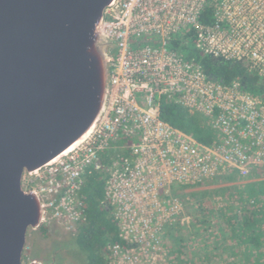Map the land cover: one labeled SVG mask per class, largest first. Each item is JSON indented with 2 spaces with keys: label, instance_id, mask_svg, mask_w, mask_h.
<instances>
[{
  "label": "built area",
  "instance_id": "1",
  "mask_svg": "<svg viewBox=\"0 0 264 264\" xmlns=\"http://www.w3.org/2000/svg\"><path fill=\"white\" fill-rule=\"evenodd\" d=\"M206 7L212 20L202 23ZM189 29L201 54L244 62L264 81V0H116L98 26L112 45L101 117L78 145L21 180L42 205V224L77 231L83 221L81 177L88 167H101L99 153L121 136L137 142L107 168L105 198L127 242L133 232L142 237L152 225L160 229L165 207L168 222L174 221L181 204L165 195L171 186L197 185L228 172L243 177L264 167V100L238 82L225 85L207 77L199 64L168 48ZM163 97L206 118L216 141L200 144L162 121ZM117 249L122 248L113 247L112 254Z\"/></svg>",
  "mask_w": 264,
  "mask_h": 264
},
{
  "label": "water",
  "instance_id": "2",
  "mask_svg": "<svg viewBox=\"0 0 264 264\" xmlns=\"http://www.w3.org/2000/svg\"><path fill=\"white\" fill-rule=\"evenodd\" d=\"M115 1L0 0V264H22L43 222L24 173L78 145L105 109L112 45L98 26Z\"/></svg>",
  "mask_w": 264,
  "mask_h": 264
},
{
  "label": "trees",
  "instance_id": "3",
  "mask_svg": "<svg viewBox=\"0 0 264 264\" xmlns=\"http://www.w3.org/2000/svg\"><path fill=\"white\" fill-rule=\"evenodd\" d=\"M212 20V9L206 7L200 21ZM194 30H185L179 39H173L168 48L181 55L182 60L199 64L203 73L231 85L239 83L241 90L264 100V81L244 62L223 61L204 56L194 47ZM159 117L170 126L188 134L198 143L211 145L217 139V133L209 121L201 114L190 111L180 104L163 97L159 101ZM137 142L136 137L121 136L98 155L99 169L88 167L81 179L78 201L82 209L83 221L74 233L73 242L83 253V264H110L112 248L125 249L128 242L120 236V229L114 217V208L105 198V185L108 178L107 168L112 160L128 156L130 147ZM247 178L250 182L240 183L241 176L228 172L214 178L217 185L238 183L235 187H221L211 194H225L232 201L225 207L211 211L210 202L203 201L210 193L206 191L190 193L196 209L211 213L215 217L220 230L217 245L233 264H264V167L252 168ZM197 185H176V189H193ZM172 188V192L175 191ZM162 194V191L160 192ZM39 231L46 235L47 227L41 225ZM207 228L204 232H207ZM165 246L171 250L175 259L180 258L186 249L182 239L172 228L164 231Z\"/></svg>",
  "mask_w": 264,
  "mask_h": 264
},
{
  "label": "rangeland",
  "instance_id": "4",
  "mask_svg": "<svg viewBox=\"0 0 264 264\" xmlns=\"http://www.w3.org/2000/svg\"><path fill=\"white\" fill-rule=\"evenodd\" d=\"M156 38V37H153ZM251 180L247 176L241 177L240 183H247ZM238 183L217 185L214 180L201 183V186L193 189H176L173 185L166 191L167 198L176 199L181 204L179 214L171 223L167 220L168 210L164 211L162 225H152L153 231L150 234H130L127 239V249L113 251L110 264H233L227 259L222 246L217 245L220 239V228L211 211H215L232 202L225 194H211L212 191L221 187H235ZM175 191L172 192V188ZM206 191L210 193L203 201L210 202L213 209L204 213L196 209L194 200L190 193ZM44 225V224H42ZM46 235H42L39 229H30L27 232L25 248L22 254V264H28L35 260L43 264H83L84 255L73 242L74 234L64 230L58 223L52 222L45 225ZM140 226H138L139 228ZM172 228L184 239V254L175 259L171 250L165 246L164 231ZM208 229L204 232V229ZM139 233L141 232L138 229Z\"/></svg>",
  "mask_w": 264,
  "mask_h": 264
},
{
  "label": "flooded vegetation",
  "instance_id": "5",
  "mask_svg": "<svg viewBox=\"0 0 264 264\" xmlns=\"http://www.w3.org/2000/svg\"><path fill=\"white\" fill-rule=\"evenodd\" d=\"M50 264H53V263H50Z\"/></svg>",
  "mask_w": 264,
  "mask_h": 264
}]
</instances>
